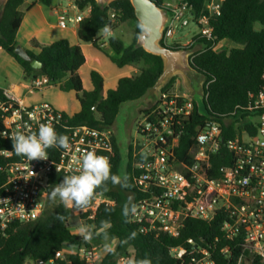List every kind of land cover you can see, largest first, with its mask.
<instances>
[{"label":"built area","instance_id":"obj_1","mask_svg":"<svg viewBox=\"0 0 264 264\" xmlns=\"http://www.w3.org/2000/svg\"><path fill=\"white\" fill-rule=\"evenodd\" d=\"M76 1L60 0L62 4L56 8L60 28L79 24L90 14V9L81 10ZM224 2L208 0L204 13L197 17L179 0L167 1L161 7L168 13L162 45L189 52L192 63L205 49L198 40L214 41L211 20L220 16ZM111 16L114 20L115 15ZM191 23L198 29L190 42L182 43L175 38L176 28L189 27ZM211 49L221 52L231 48L223 40L214 43ZM49 85L48 78L34 82L38 90ZM208 85H202L205 98L208 97L205 92ZM4 95L15 101L7 92ZM250 98L248 113L237 122L233 138L225 139V128L236 120L235 117L224 124L207 121L196 128L186 161L181 160L177 152L193 114V95L188 90L179 89L176 80L173 87L167 89L164 86L159 91L155 103L150 102L146 109H142L141 121L137 125L139 139L129 146L136 171L134 181L141 192L135 202L138 211L131 223L136 224L142 233L156 237L168 234L177 238L187 219L211 222L224 217L221 232L229 245L221 249L220 254L231 259L237 250V264H254L256 259L264 264V86ZM17 104V108L0 104L3 136L8 141H12L11 136L17 131L27 135L38 132L40 124H48L57 133L69 137L70 147L67 150L49 148L47 160L28 161L22 157L4 167L7 181L0 185L2 239L8 237L17 225H29L42 216L47 209L53 177L79 174L85 153L93 151L108 157L113 168L118 140L113 127L70 126L65 112L56 110L51 104L33 107ZM224 148L233 154V160L222 176L213 177V157ZM0 155L8 157L10 153L0 151ZM115 203L101 195L95 196L88 208L75 211L78 224L93 219L102 205L114 206ZM84 215L87 216L84 218ZM217 242L211 245L203 239L198 242L191 238L187 249L173 252L178 259L186 255L192 264H216L213 255ZM72 255L83 264H99L107 253L104 247L97 245L79 247L70 244L57 251L51 260L27 259L25 264H73ZM127 258L132 256L118 259L116 264H125Z\"/></svg>","mask_w":264,"mask_h":264},{"label":"trees","instance_id":"obj_2","mask_svg":"<svg viewBox=\"0 0 264 264\" xmlns=\"http://www.w3.org/2000/svg\"><path fill=\"white\" fill-rule=\"evenodd\" d=\"M38 1L44 6H52L55 0ZM154 1L156 5L162 7L169 0ZM179 1L190 7L193 14L199 17L204 13L208 0ZM24 2L25 0H8L0 20V48L10 55L33 83L48 78L50 84H60L63 91L82 93L78 96L80 112L73 116L65 113L70 126L114 127L124 107L145 98L147 92L153 89L163 74V60L137 46L138 38L143 31L139 27L141 23L135 16L130 0L114 1L106 7H100L95 0H77L76 3L81 10L90 9L87 18L78 24L77 34L83 43H91L103 50V43L97 37L103 26H110L113 32L124 23H135L134 40L131 45H126L121 38L113 36L109 38V46L110 51L115 55L110 57L112 62L119 68L139 66L140 70L137 74L119 78L117 86L108 90L104 96V77L99 71L93 70L90 72L93 89L87 91L79 72L86 64V58L81 46L72 45L67 39L57 40L46 46L33 41L32 46L38 49L39 53L35 54L31 50L27 52L34 60L42 64L41 69H34L30 61L20 58L15 53L16 47L20 45L17 35L24 20V12L21 11ZM111 15H115L114 20ZM211 25L214 29V41L198 40L205 49L192 61V67L203 76L205 85H209L205 88L208 97H204L202 101L204 112L194 100L193 114L182 136L181 147L177 154L184 161H186L188 149L192 146L196 128L203 126L207 121L214 120L224 124L235 117L236 120L225 128V139L233 138L236 135L237 122L248 113L246 109L251 102L250 96L256 95L264 86V0H225L220 16L212 18ZM223 40L232 42L235 47L221 52L211 49L214 43ZM175 82L176 76L168 81L165 88L173 87ZM3 91L0 89V104L5 103L12 108H17V102L8 100ZM2 115L0 110V151H6L10 155L8 157L0 155V185L7 181L4 167L20 161L23 157L14 153L13 142L3 136ZM119 144L117 140L113 174H120L124 161V152ZM232 160L233 154L226 148L222 149L213 157L212 176H222L223 170L231 164ZM134 169L132 149L129 147L125 173L130 177L133 187L123 189L109 184L110 191L101 196L114 200L115 205H102L94 218L87 221L89 226H94V230L99 229L102 220H110L112 224L109 229L110 240L107 242L113 240L117 242L114 247L116 254L107 253L99 264H116L118 259L125 256L137 259L148 257L152 260V264H192L186 255L178 259L176 257L178 255L173 252V250L187 249L188 240L191 238L198 242L203 239L206 244L211 245L218 240L213 255L216 264H237V250L231 259H226L220 254V250L229 245L221 232L224 217L211 222L187 219L177 238L170 237L168 234H162L159 237L154 234L145 235L136 224L125 223L121 214L125 195L132 194L135 203L141 193L134 181L136 174ZM62 180L63 176H54L49 191L51 192L52 188ZM106 208L111 211L106 212ZM72 214L73 211L65 208L58 199L55 203L49 199L47 209L37 221L29 225H17L8 237L0 238V264H25L27 259L47 261L53 259L55 253L66 245L72 244L79 247L97 245L98 247L105 242L102 237H96L90 243H86L82 237L75 235L70 228ZM57 215H64L67 219L60 222L56 219ZM86 216L84 215V218ZM132 232L137 233L136 238L122 245L121 241ZM70 258L73 264H83V261L73 255ZM254 264H261V262L256 259Z\"/></svg>","mask_w":264,"mask_h":264},{"label":"clouds","instance_id":"obj_3","mask_svg":"<svg viewBox=\"0 0 264 264\" xmlns=\"http://www.w3.org/2000/svg\"><path fill=\"white\" fill-rule=\"evenodd\" d=\"M139 27L143 31L144 25L141 24ZM111 31L110 26L105 25L99 30L98 36L110 35ZM11 140L14 153L17 156L26 157L28 161L47 160V150L49 148L67 150L70 147L69 137L57 133L55 128L48 124H40L38 132L27 135L17 131L11 136ZM141 155L144 156L145 154L142 153ZM109 184L123 189L133 187L127 173L113 174L108 157L89 151L82 157V171L79 174L65 175L62 182L52 188L49 199L53 203L58 199L65 208L78 212L89 207L95 196L110 191ZM110 211L111 209L106 208V212ZM137 211L138 206L129 198L123 204L121 210L124 222L130 223L132 218L136 216ZM56 219L64 222L67 218L64 215H57ZM111 227L110 220H102L98 230H94V226L78 224V233L86 243H90L96 237H102L107 242L110 240L109 229ZM136 236L137 233L132 232L125 240L121 241V244H127L130 240H134ZM104 251L108 254H116L110 243L104 244ZM125 264H152V260L148 257L140 259L132 257L127 258Z\"/></svg>","mask_w":264,"mask_h":264},{"label":"rangeland","instance_id":"obj_4","mask_svg":"<svg viewBox=\"0 0 264 264\" xmlns=\"http://www.w3.org/2000/svg\"><path fill=\"white\" fill-rule=\"evenodd\" d=\"M135 26L136 24L133 22L124 23L120 25L119 28L115 31L114 36L121 38L126 45H131L134 40ZM197 29L198 28L194 23H191L189 27L185 28L179 26L178 28H176L177 32L175 38L182 43L190 42ZM82 45V51L86 58V64L80 69L79 72L84 81L85 89L87 91H91L93 89L90 80V72H92L93 70L100 71V73H102L105 78V89L103 90L104 96H106L108 90L116 86L120 77L127 74L131 76L135 75L140 70L139 66H125L124 68H119L115 63L112 62L110 58L115 56L114 53L110 51V46L107 51L106 49L100 50L91 43H82ZM230 47H235V45L232 43ZM197 49L199 50L200 48ZM68 78L69 77H67V79ZM176 80L179 89L187 90L182 75H177ZM51 85L52 86L49 89H45L42 92L36 93L37 95H35V100L46 101L54 106L56 110H64L65 113H67L69 116H73L75 113L80 112V102L78 100V96H81L82 93H77L76 91H63L61 89V85L57 83H52ZM193 97L198 103L200 110L204 112L202 104L204 95L202 93V89L199 88V86L195 88ZM133 106L134 105H126L124 107V110L121 111L113 127L116 132L117 139L120 143L119 145L124 152V161L122 163V167L120 168V174L125 173L127 168L129 146L133 145V143L139 139L137 134V125L139 121H141L140 111L142 109L137 110ZM117 187L119 188V186ZM129 198H131L133 201L132 194H126L125 202H127ZM77 216V213L73 211V214L70 218V228L75 235H79ZM86 225H88V223H86ZM105 243H110L114 248L117 242L115 240L112 242L105 241L99 244L98 247H104L103 245Z\"/></svg>","mask_w":264,"mask_h":264},{"label":"crops","instance_id":"obj_5","mask_svg":"<svg viewBox=\"0 0 264 264\" xmlns=\"http://www.w3.org/2000/svg\"><path fill=\"white\" fill-rule=\"evenodd\" d=\"M59 4H62L60 0H55L52 6H44L38 0H25L21 7V11L24 12V20L21 23L17 35V41L20 46L38 54L39 50L32 46L33 41H36L42 46H46L57 40L67 39L72 45H80L82 49L83 42L81 43L77 34L78 24H71L66 28L59 27V16L56 10ZM114 33L115 31L111 32L110 35L97 36L107 51L109 49V38L113 37ZM225 44L228 48H233L230 47L232 44L230 41H225ZM127 75L131 76L129 74ZM51 86L50 84L42 90L36 89L32 80L25 76L21 67L15 63L7 52L0 48V89L7 92L13 100L19 104L32 107L42 103H48L42 100H35V95L38 92L49 89Z\"/></svg>","mask_w":264,"mask_h":264},{"label":"water","instance_id":"obj_6","mask_svg":"<svg viewBox=\"0 0 264 264\" xmlns=\"http://www.w3.org/2000/svg\"><path fill=\"white\" fill-rule=\"evenodd\" d=\"M100 7L109 6L114 1L119 0H95ZM135 11V16L141 24L144 25V30L140 34L137 46L144 48L146 52L158 56L163 60L164 72L158 79L153 89L149 90L142 100L134 104L137 110L146 109L149 103H155L159 91L168 83L174 75H182L186 89L193 95L195 86L193 78L198 80V86L203 90L204 78L198 71L192 67L189 59V52L165 47L161 41L163 39V30L168 21V13L163 8L156 5L154 0H130ZM8 0H0V20L5 10ZM142 37V38H140ZM15 53L22 59L30 61L34 69H41L42 64L34 60L26 49L18 45Z\"/></svg>","mask_w":264,"mask_h":264},{"label":"flooded vegetation","instance_id":"obj_7","mask_svg":"<svg viewBox=\"0 0 264 264\" xmlns=\"http://www.w3.org/2000/svg\"><path fill=\"white\" fill-rule=\"evenodd\" d=\"M193 83H194L195 88L198 87V80L196 77L193 78ZM134 104H131V105H134Z\"/></svg>","mask_w":264,"mask_h":264}]
</instances>
